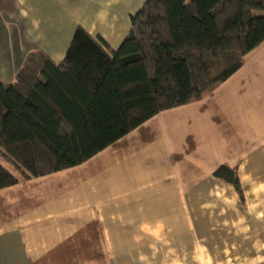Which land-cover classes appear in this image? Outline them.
<instances>
[{"label": "crops", "instance_id": "obj_1", "mask_svg": "<svg viewBox=\"0 0 264 264\" xmlns=\"http://www.w3.org/2000/svg\"><path fill=\"white\" fill-rule=\"evenodd\" d=\"M146 1L0 0V83L32 51L62 62L78 27L117 49ZM0 264H264V43L203 100L0 191Z\"/></svg>", "mask_w": 264, "mask_h": 264}, {"label": "trees", "instance_id": "obj_2", "mask_svg": "<svg viewBox=\"0 0 264 264\" xmlns=\"http://www.w3.org/2000/svg\"><path fill=\"white\" fill-rule=\"evenodd\" d=\"M263 43L264 0H147L117 49L78 27L59 64L30 52L0 83V191L81 166L203 100ZM214 177L241 194L236 171Z\"/></svg>", "mask_w": 264, "mask_h": 264}]
</instances>
